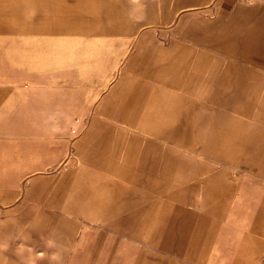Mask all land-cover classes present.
I'll return each instance as SVG.
<instances>
[{"label": "crops", "instance_id": "crops-1", "mask_svg": "<svg viewBox=\"0 0 264 264\" xmlns=\"http://www.w3.org/2000/svg\"><path fill=\"white\" fill-rule=\"evenodd\" d=\"M23 1L0 0V264H264V14ZM76 6L96 31L61 55ZM160 214L177 233L156 238Z\"/></svg>", "mask_w": 264, "mask_h": 264}, {"label": "rangeland", "instance_id": "rangeland-1", "mask_svg": "<svg viewBox=\"0 0 264 264\" xmlns=\"http://www.w3.org/2000/svg\"><path fill=\"white\" fill-rule=\"evenodd\" d=\"M44 0H36V1H23L21 2L22 6L27 7L30 4H34V6H38L40 5ZM79 2H81L82 0H78ZM227 0H202V2H198L194 5L191 6H187L184 8H181L178 12V14L174 17L175 20L178 19L179 17L183 16L184 18H190L193 19L197 16H204V17H210V18H219L220 20H227V19H231L232 17V13L235 9V5L236 6H240L239 10H238V15H242V14H247L249 17H246V19H250L252 14H264V0H231V2L229 4L226 3ZM227 6V8L225 7ZM233 7V8H232ZM225 8V10L223 11V9ZM68 11H74V14H66L65 17L69 20V27L73 26L74 27V39H59V47H58V52L62 55L63 50L65 49V52L67 50V47H71L72 46V42H73V46L75 49L82 47L84 44L89 45L90 43V36L89 33L92 34L94 33V31H96V27L97 24L94 22V18L98 15V7H93V6H89L87 7V10L89 13L86 14V17H84V12H83V8L81 6H76V7H66L64 8ZM140 9H137V11H140ZM250 14V15H249ZM243 18V17H241ZM65 20V19H64ZM175 20L172 22V25H176L177 22H175ZM73 21V25H71V22ZM175 22V23H174ZM65 24V22H64ZM72 32H69V34ZM86 33V36L84 35ZM171 34H169L170 36ZM69 45V46H68ZM75 57H77V51L75 50ZM70 56H72V53L70 54ZM18 81V80H16ZM12 83H19V84H28L29 81L28 80H20L18 82H12ZM222 100V99H221ZM220 101V100H219ZM223 103V102H222ZM65 115V114H63ZM179 114H170V121L172 124H177L180 121H178L177 116ZM58 114H46L44 119L47 123H49V125H51L52 127L56 128V127H60L59 124H57L58 122ZM68 119L69 116H68ZM183 128H186L185 125H182ZM188 130L186 131V133H184L181 137L183 138H187V140L193 141V137L191 134H188ZM78 135V134H77ZM212 158H214V156H211ZM210 156H205V158L207 160H211ZM67 157H63V160H61L58 163H54V164H47L46 165V172L48 175L51 176V179H54V174L56 171V168L59 167L60 165H64L66 163ZM226 163H223V165ZM33 172H38V170L36 171H32ZM29 173V174H31ZM28 174V175H29ZM24 179H27V177ZM254 179H258L255 178ZM194 193H192L193 195ZM176 219V215H156L155 216V235L156 238H162L164 234H166L167 236L173 234V233H177V230H172L174 228H176L177 226L172 225L173 222H177ZM170 223V224H169ZM123 233V232H122ZM140 237L145 238L146 237V231L140 232ZM108 239L111 238L112 240L116 239L118 236L121 235L120 231H108ZM138 243L142 244V246L144 247H148L151 250H155L158 251L160 253L163 254H170L169 252L167 253L164 249L160 248L159 246H154L151 245L148 242L145 241H141ZM6 248L5 245H0V250H4ZM14 253L20 255V256H24V252L22 250H19L18 248L13 250ZM0 258H3V255H0ZM58 259V257H57ZM179 260H184L181 257H179ZM190 261V260H188ZM190 263L192 264H196L193 261H190Z\"/></svg>", "mask_w": 264, "mask_h": 264}]
</instances>
